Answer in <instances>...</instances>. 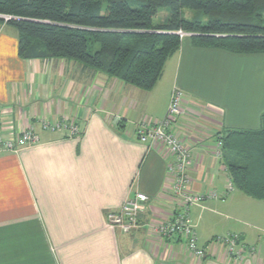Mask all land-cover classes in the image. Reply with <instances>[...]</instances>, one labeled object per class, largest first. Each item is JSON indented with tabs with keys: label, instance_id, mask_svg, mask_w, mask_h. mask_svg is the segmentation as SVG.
<instances>
[{
	"label": "crops",
	"instance_id": "crops-1",
	"mask_svg": "<svg viewBox=\"0 0 264 264\" xmlns=\"http://www.w3.org/2000/svg\"><path fill=\"white\" fill-rule=\"evenodd\" d=\"M4 28L0 133L31 127L38 142L0 153V264H264V199L234 187L227 193L229 173L214 156L223 129L259 126L264 55L195 47L186 38L144 91L73 61L21 60L16 32L4 35ZM174 88L183 93L182 114L171 129L191 150L190 190L219 197L189 209L198 246H208L201 260L180 239L149 235L151 222L174 212L166 184L169 158L132 137L140 123L164 117ZM41 119H66L78 134L42 130ZM135 193L148 197L138 227L111 230L107 215ZM226 234L239 235L256 254L229 260L211 244Z\"/></svg>",
	"mask_w": 264,
	"mask_h": 264
},
{
	"label": "trees",
	"instance_id": "trees-1",
	"mask_svg": "<svg viewBox=\"0 0 264 264\" xmlns=\"http://www.w3.org/2000/svg\"><path fill=\"white\" fill-rule=\"evenodd\" d=\"M1 26L15 30L21 60L73 61L144 91L180 48L177 31L195 47L264 55V0H0ZM218 140L232 186L264 199V111L256 129H223Z\"/></svg>",
	"mask_w": 264,
	"mask_h": 264
},
{
	"label": "built area",
	"instance_id": "built-area-1",
	"mask_svg": "<svg viewBox=\"0 0 264 264\" xmlns=\"http://www.w3.org/2000/svg\"><path fill=\"white\" fill-rule=\"evenodd\" d=\"M175 34L180 38L190 36L182 31H177ZM182 100L183 93L174 88L164 117L151 125L140 123L133 129L132 137L151 149L166 151L169 158L166 165V184L174 205V212L163 221L151 222L148 225L149 235L161 240L180 239L193 259L201 260L205 257L208 246H198L197 235L190 222L189 209L192 206L201 205L206 199H218L219 197L215 192L194 194L190 190L191 150L184 137L173 133L171 129L174 121L182 114ZM40 125L42 130L65 129L72 135L78 134L76 126L66 119L53 122L41 119ZM37 142L38 137L31 127H25L11 136L0 133V153H17L20 148ZM220 148L221 141L217 140L214 155L217 159L221 158ZM232 188L233 186L230 184L227 187V193ZM147 202L148 197L142 193H135L132 197L126 198L117 212L107 215V226L113 231L118 230L122 233H129L136 229L138 215ZM211 244L223 249L226 258L235 262H240L243 258L253 257L256 254V248L243 243L237 234L215 237Z\"/></svg>",
	"mask_w": 264,
	"mask_h": 264
},
{
	"label": "rangeland",
	"instance_id": "rangeland-1",
	"mask_svg": "<svg viewBox=\"0 0 264 264\" xmlns=\"http://www.w3.org/2000/svg\"><path fill=\"white\" fill-rule=\"evenodd\" d=\"M183 13H184L183 16L185 18L189 19V20L192 19L195 16V14L193 12L188 11V10H184ZM164 16H165L164 10L158 11L157 15H156V18L154 19V22H159L158 20H162ZM1 27H3V26H1ZM1 27H0V29H1ZM2 33L4 35H11L12 33H15V30L13 28L9 27V26H5V28L3 29ZM186 38H189V36H184L181 39L183 40V39H186ZM97 48H98V46L95 45V48H93L92 51L96 50Z\"/></svg>",
	"mask_w": 264,
	"mask_h": 264
},
{
	"label": "water",
	"instance_id": "water-1",
	"mask_svg": "<svg viewBox=\"0 0 264 264\" xmlns=\"http://www.w3.org/2000/svg\"><path fill=\"white\" fill-rule=\"evenodd\" d=\"M8 19H9L8 17L5 18V20H8Z\"/></svg>",
	"mask_w": 264,
	"mask_h": 264
}]
</instances>
